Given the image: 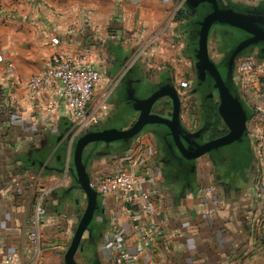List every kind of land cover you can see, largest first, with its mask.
I'll return each instance as SVG.
<instances>
[{"label":"crops","instance_id":"1","mask_svg":"<svg viewBox=\"0 0 264 264\" xmlns=\"http://www.w3.org/2000/svg\"><path fill=\"white\" fill-rule=\"evenodd\" d=\"M225 1V7L243 12L257 10L264 3ZM176 2L179 0H0V264H66L65 253L88 202L73 163L74 146L81 134H76L64 105L50 121L43 101L28 96V80L59 50L83 54L92 61L103 56L107 63L102 73L110 78L123 62L132 60L130 49L119 43L123 32L138 41L145 36L140 43L148 40L151 46L167 37L168 47L162 49V55L170 61L187 60L192 80L199 71L198 35L194 38L192 28L196 27L188 19L178 24L171 16L168 20V10ZM181 16L177 14L178 19ZM218 24L212 27H226ZM212 35L210 32L209 46ZM189 44L195 47L193 52L187 49ZM133 55L141 73L151 77L153 88L160 81L178 88L179 126L195 128L190 92L173 82L172 68L148 70L139 61L142 52ZM254 57L264 64V55ZM238 71L234 62L229 75L227 62V79L235 84L236 95L249 112L243 139L250 142V150L243 154V162H223L221 155L210 151L196 158L188 181L174 176L163 167L168 156L160 150L155 124L146 125L129 140L86 146L83 161L92 183L115 170L132 169L145 197L125 209L117 194L98 193V208L75 255L78 262L121 264L115 244L126 240L123 249L138 258H128L124 264H151L152 260L158 264H264V128L250 123L254 110L243 94ZM102 86L103 82L100 89ZM109 97L110 92L106 101ZM133 107L139 111L135 104ZM136 118L131 115L119 126L108 122L92 129H125ZM249 130L258 131L260 138ZM37 205L45 207L46 213L40 217L39 244L33 246L26 233ZM145 205L152 206L154 214H145Z\"/></svg>","mask_w":264,"mask_h":264},{"label":"built area","instance_id":"2","mask_svg":"<svg viewBox=\"0 0 264 264\" xmlns=\"http://www.w3.org/2000/svg\"><path fill=\"white\" fill-rule=\"evenodd\" d=\"M178 10L182 9L179 7ZM182 11L186 14L184 10ZM260 64L262 63L257 62L254 55L242 56L237 61L243 94L254 110L250 123L261 130L264 128V64ZM102 82L103 73L91 64L86 55L59 50L48 59L43 70L28 80L25 89L28 96L43 101L46 115L52 122L64 105L70 113L76 134L82 135L100 121L102 105L101 102L95 103V95ZM180 84L183 88L189 89L191 83L183 80ZM249 131L253 137L260 138L258 131ZM91 185L99 194H117L125 209H131L145 197L132 169L121 168L107 173L99 182L95 184L91 182ZM151 207L145 205V214H154L155 210ZM45 213V207L37 205L35 215L30 220L26 240L33 246L39 244L40 217ZM147 239L148 242L153 240L150 236ZM126 242L120 240L115 244L119 252L117 262L121 264L126 263L128 258L134 261L138 258L137 254L132 255L123 249ZM151 264L158 262L152 260Z\"/></svg>","mask_w":264,"mask_h":264},{"label":"water","instance_id":"3","mask_svg":"<svg viewBox=\"0 0 264 264\" xmlns=\"http://www.w3.org/2000/svg\"><path fill=\"white\" fill-rule=\"evenodd\" d=\"M211 5V10L199 21L198 48L196 57L197 67L200 72L208 71L215 80V87L220 95L221 105L219 112L229 128L228 133L214 138L191 149L187 147L181 135L179 118L181 113V96L178 88L173 84L160 86L146 99L136 100V108L140 111L134 123L125 129L106 128L100 130L91 129L84 132L77 140L73 151V163L75 174L82 189L86 192L88 202L81 216L77 229L72 238L71 244L65 253L66 264H103V263H81L76 260V253L81 244L82 238L87 231L95 211L98 208V191L92 187L87 167L83 161V154L86 146L93 142H114L119 140H129L138 135L148 124H164L171 129L174 142L187 159H196L202 155L226 146L236 141L242 140L247 131V112L239 97L233 94L227 85L226 80L221 74L209 53V34L214 24H226L251 34V37L243 41L231 54L228 65L229 75L231 74L235 57L246 45L264 42V16L256 14L255 10L241 12L231 7H222L219 0H202ZM229 77V76H228ZM169 97L172 100L173 109L171 117L152 112L155 103L163 98Z\"/></svg>","mask_w":264,"mask_h":264},{"label":"flooded vegetation","instance_id":"4","mask_svg":"<svg viewBox=\"0 0 264 264\" xmlns=\"http://www.w3.org/2000/svg\"><path fill=\"white\" fill-rule=\"evenodd\" d=\"M184 2L185 8L183 10L186 12L189 22L195 24V27L197 26L196 30L192 28L194 38L197 39L198 28L200 27L199 21L211 10V5L207 1L202 0H184ZM220 3L223 6L227 5L225 0H220ZM239 11L243 12V9ZM255 11L256 14L264 16V3ZM226 27L229 28L230 31L224 36H222L221 33L223 32L220 31L218 27H212L210 32L215 34L218 40L216 54L219 57L217 60L213 57L211 58L215 61L224 79L228 80L227 62H229L230 56L235 49L243 43V41L249 39L251 34L229 25ZM187 49L193 52L195 47L193 48L192 45L189 44ZM245 55H264V42L249 44L241 48L235 57V62ZM205 73L204 71L200 72L196 70L195 77L190 80L191 84L188 89L190 92V104L194 107L196 112V127L188 129L179 126L184 144L191 149L196 148L199 144L223 136L229 131V128L225 125L218 110L220 95L218 89L215 87V80L208 71ZM118 77V80L110 91L114 108L112 114L109 116V120L116 123L119 121L121 122L122 119L130 118L131 115L138 118L140 112L135 111L133 107L134 104H136V100L148 97L160 86L167 84V82L160 81L157 83V86L153 88L150 82L151 77L147 74L143 75L140 66L134 63L130 67H127L121 77L120 75ZM172 80L177 84L174 78ZM164 98L167 99H165L166 104L160 107L159 104ZM172 109V100L169 97H163L155 103L152 112L170 118ZM135 120H133L132 124ZM218 121L219 129L227 130V132L223 135L215 136V128ZM105 123L106 122H100L95 127H102ZM154 126L160 150L168 156V158L163 160L164 169L174 173V176L184 177V179L188 181L195 171L197 159H186L183 157L181 151L174 142L171 129L168 126L164 124H155ZM244 140L245 138H242L240 142L236 141L230 145L214 149L211 153L213 155H221L219 157L222 158L223 162L225 160H232V162L233 160L242 161L243 150L241 148L243 147ZM232 145L234 146L233 150L230 149ZM236 187L240 189V186Z\"/></svg>","mask_w":264,"mask_h":264},{"label":"rangeland","instance_id":"5","mask_svg":"<svg viewBox=\"0 0 264 264\" xmlns=\"http://www.w3.org/2000/svg\"><path fill=\"white\" fill-rule=\"evenodd\" d=\"M224 6H226V5H224ZM179 7L182 10L185 8L184 0H179V3L176 2V3L172 4L170 9L168 10V12H169L168 20H169V18L171 16V18H173V22L176 23V24H178L182 19H188L187 14L183 13L182 10H178ZM174 12L176 14H174ZM178 13L180 14V16L182 15L181 17H179V19L177 17ZM216 25L217 24H215L214 26H216ZM218 25L219 26L220 25L228 26V25H225V24H218ZM218 29H219V27H218ZM219 30L223 32V33H221L222 36H224L225 34H227V32L230 31L229 28H227V27L220 28ZM154 35L155 34L153 33V35H151V36H154ZM212 36H213L211 38L212 41L210 42V46H209L210 54H211V56L214 59L217 60L219 58L218 55L216 54L217 53L216 49H217V45H218V40H217L215 34H213ZM145 39H146L145 36H144V38L143 37H139V41H138L137 37L134 39V35H132L130 33L123 32L120 35V40H119L120 42L119 43L127 46V48L130 49V54H132V53L134 54V53H136L138 51L142 52V56L139 59V61L142 63L143 68H146L148 70H159L160 68H163V67H171L172 71H174L175 77L177 76V79H179L177 81L178 82L177 85H179V87H180V81H183V80L190 81V78H191L190 77L191 76L190 73L191 72H190V69H189V62L187 60L184 59V60L177 61V62L176 61H170L169 59H167L165 56L162 55V53H161L162 49L165 51V48L168 47V38L167 37H166V39L164 41L163 40H159L156 43V45L153 44V46L150 45L152 42L148 45V40L140 43L141 41H143ZM162 46H163V48H162ZM133 54H132V60L123 62L124 65L122 64V66L118 70H116V73L111 75L110 78H107V76H105L106 74L103 73L105 79L103 81L102 89H103V87H104V89H103V91H102V89H99L97 91V94L95 95V97H96V100H95L96 102L95 103L97 104V103L101 102L100 105H102V110H101V113H100V115H101L100 121L106 122V124L109 122L108 123L109 125L119 126V124H122V123H125L126 121H128V120L125 121V119H122L121 122L116 123L114 121L112 122L111 120H109L108 116L112 112V108L114 106L112 104V97L111 96L109 97V99L107 101H106V99H107L108 93L114 87L116 81L118 80V78H119L118 76L120 75V77H121L122 73L127 69V67H130L134 63V60H133V56L134 55ZM89 61L91 62L92 60L90 59ZM104 63H107V62L103 60V56H98L96 58V60L94 59V61L91 62V64L93 66L99 68L101 70V72H102V69L105 70ZM176 71H177V73H176ZM205 74H207V73H205ZM112 76H114V77H112ZM182 91L183 90H181V92ZM182 96L183 97H187L186 94H183ZM102 100H104V101L102 102ZM165 104H166V101L163 99L160 102L159 105L161 107V106H163ZM220 105H221V101L219 102L218 106L220 107ZM219 107H218V110H219ZM192 114H194L193 111H192ZM127 119H129V118H127ZM211 179H212V176H211Z\"/></svg>","mask_w":264,"mask_h":264},{"label":"trees","instance_id":"6","mask_svg":"<svg viewBox=\"0 0 264 264\" xmlns=\"http://www.w3.org/2000/svg\"><path fill=\"white\" fill-rule=\"evenodd\" d=\"M226 82H227V85L230 88L231 92L236 95L237 94V88H236L235 84H233L232 81H229V80H226ZM248 114H249V112H248ZM226 132H227V130H221V129H219V121H218L217 124H216V128H215V136L223 135ZM241 149L243 150V154H246L247 151L249 153V150H250V142L248 140H244L243 141V147Z\"/></svg>","mask_w":264,"mask_h":264}]
</instances>
